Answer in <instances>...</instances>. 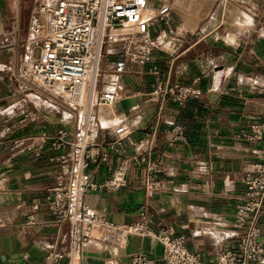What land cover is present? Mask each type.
I'll list each match as a JSON object with an SVG mask.
<instances>
[{
	"label": "crops",
	"instance_id": "obj_1",
	"mask_svg": "<svg viewBox=\"0 0 264 264\" xmlns=\"http://www.w3.org/2000/svg\"><path fill=\"white\" fill-rule=\"evenodd\" d=\"M167 1L173 8L171 24L153 27L154 38L164 46L155 51L151 64L127 62L115 89L114 112L127 121L134 141H140L156 123L158 109L148 96L152 64L174 83L199 79L203 94L186 107L169 104L163 110L159 141L168 175L162 191L146 196L144 172L133 169L126 188L89 192L84 202L117 225L136 222L148 206L151 229L171 227L187 239L190 251L209 263L216 261L221 250L237 248L233 223L244 192L242 168L257 158L258 148L244 134L255 123L264 125V0ZM37 2L0 0V264H46L51 250L67 249L68 228L46 207L32 206L54 181L47 156L11 157L1 146L31 133L76 129L67 110L13 77L20 65L39 54V49L27 46L32 7ZM30 111L36 115L26 117ZM175 124L182 125L184 132L169 144ZM116 139L113 130L101 131L102 151L109 156L92 169L97 182L107 179L119 163L106 146ZM124 145L128 154L146 151V146L134 148L128 140ZM29 216L35 217L34 224H28ZM261 243L263 253L253 264H264V217ZM163 251L158 239L131 235L121 246L93 242L85 247L82 258L84 264H130L133 254L142 253L163 264Z\"/></svg>",
	"mask_w": 264,
	"mask_h": 264
},
{
	"label": "built area",
	"instance_id": "obj_2",
	"mask_svg": "<svg viewBox=\"0 0 264 264\" xmlns=\"http://www.w3.org/2000/svg\"><path fill=\"white\" fill-rule=\"evenodd\" d=\"M158 2L160 5H155ZM173 8L167 0H39L33 8V21L27 46L39 49L38 57L20 65L14 78L25 81L30 89L41 91L63 107L73 117L76 129L57 128L54 132L31 133L1 144L6 154L47 156L54 168L53 184L46 195L33 203L34 209L44 206L56 221L68 228L67 249L51 250L46 264H84L83 250L93 242L124 245L131 235L154 237L164 247L163 264H253L263 253L261 220L264 217V125L253 124L244 138L256 143L257 158L242 168L244 192L239 198L233 223L237 248L223 249L216 261L206 263L201 255L188 248L187 239L171 227L154 231L149 227V207L139 219L127 225H117L98 216L85 202L89 192H118L128 186L133 169H142V185L146 196L162 191L168 175L165 151L159 137L163 110L169 104L186 107L203 92L200 80L179 84L165 79L160 67L152 64L149 98L158 109L156 123L144 131L140 141L132 140V130L126 120L114 112L120 85L130 60L151 64L154 53L164 46L154 38L153 27L170 25ZM113 58L112 69L105 61ZM82 94V100L77 96ZM36 111L25 114L35 116ZM111 129L117 139L106 146L118 156L119 163L107 179L95 181L92 169L108 161L102 151L101 131ZM173 138L177 141L184 127L175 124ZM124 140L134 148L146 146V151L127 153ZM3 181L0 180V192ZM35 217H28L34 224ZM66 258V261L64 259ZM130 264H158L145 254L130 257Z\"/></svg>",
	"mask_w": 264,
	"mask_h": 264
},
{
	"label": "rangeland",
	"instance_id": "obj_3",
	"mask_svg": "<svg viewBox=\"0 0 264 264\" xmlns=\"http://www.w3.org/2000/svg\"><path fill=\"white\" fill-rule=\"evenodd\" d=\"M43 1H45V3L47 2V3H50L51 2V0H43ZM35 7V3H34V5H33V7H32V9ZM113 62H114V59L113 58H111V59H109L108 61H105V66L106 65H108V68H110L111 69V66H113Z\"/></svg>",
	"mask_w": 264,
	"mask_h": 264
},
{
	"label": "bare ground",
	"instance_id": "obj_4",
	"mask_svg": "<svg viewBox=\"0 0 264 264\" xmlns=\"http://www.w3.org/2000/svg\"><path fill=\"white\" fill-rule=\"evenodd\" d=\"M77 100L78 101H81L82 100V94L81 93L77 96Z\"/></svg>",
	"mask_w": 264,
	"mask_h": 264
}]
</instances>
